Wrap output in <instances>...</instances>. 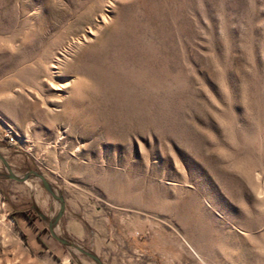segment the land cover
I'll list each match as a JSON object with an SVG mask.
<instances>
[{"label":"rangeland","instance_id":"rangeland-1","mask_svg":"<svg viewBox=\"0 0 264 264\" xmlns=\"http://www.w3.org/2000/svg\"><path fill=\"white\" fill-rule=\"evenodd\" d=\"M0 264H264V0H0Z\"/></svg>","mask_w":264,"mask_h":264},{"label":"bare ground","instance_id":"bare-ground-1","mask_svg":"<svg viewBox=\"0 0 264 264\" xmlns=\"http://www.w3.org/2000/svg\"><path fill=\"white\" fill-rule=\"evenodd\" d=\"M102 18V17H101ZM102 21H103V18H102ZM104 22V21H103ZM101 26V25H100ZM99 29V28H98ZM94 31H96V28H95V30ZM94 34V33H93ZM88 39V38H87Z\"/></svg>","mask_w":264,"mask_h":264}]
</instances>
